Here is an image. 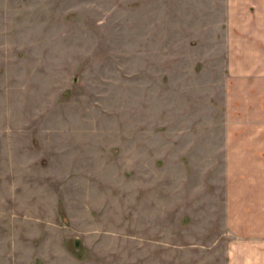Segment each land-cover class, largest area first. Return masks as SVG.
Here are the masks:
<instances>
[{"label": "rangeland", "instance_id": "374dc122", "mask_svg": "<svg viewBox=\"0 0 264 264\" xmlns=\"http://www.w3.org/2000/svg\"><path fill=\"white\" fill-rule=\"evenodd\" d=\"M258 40L264 0H0V264H224Z\"/></svg>", "mask_w": 264, "mask_h": 264}, {"label": "crops", "instance_id": "0c3cea01", "mask_svg": "<svg viewBox=\"0 0 264 264\" xmlns=\"http://www.w3.org/2000/svg\"><path fill=\"white\" fill-rule=\"evenodd\" d=\"M258 41L248 57L259 69L258 76L243 88L244 97L250 91L254 96L252 104H247L249 99L243 104L252 107L251 123L239 122L223 135L225 169L237 171L223 198L224 264H264V46Z\"/></svg>", "mask_w": 264, "mask_h": 264}]
</instances>
